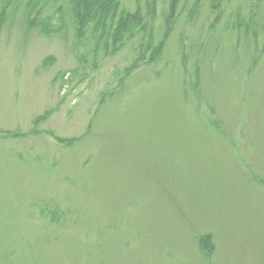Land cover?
Returning a JSON list of instances; mask_svg holds the SVG:
<instances>
[{
	"label": "rangeland",
	"instance_id": "rangeland-1",
	"mask_svg": "<svg viewBox=\"0 0 264 264\" xmlns=\"http://www.w3.org/2000/svg\"><path fill=\"white\" fill-rule=\"evenodd\" d=\"M67 1L0 27V264H264V0H174L169 32L155 0L136 64V40L95 57Z\"/></svg>",
	"mask_w": 264,
	"mask_h": 264
},
{
	"label": "trees",
	"instance_id": "trees-1",
	"mask_svg": "<svg viewBox=\"0 0 264 264\" xmlns=\"http://www.w3.org/2000/svg\"><path fill=\"white\" fill-rule=\"evenodd\" d=\"M1 1V0H0ZM23 0H2L0 4V27L6 15V9L9 4L17 6ZM43 0H28L25 3L24 13L26 16V24L28 27H34L37 23V11ZM138 1V0H136ZM69 10L72 12L74 27L76 29V37L83 44L92 46V54L97 57L99 52H103L107 56L108 51H117L125 42L136 40V46L133 49L135 54L134 64L139 62H151L160 52L161 43H156L154 38V24L157 15V6L155 0L147 2V5L142 11L137 5L130 12L122 7L120 0H68ZM170 11L167 17L164 18V31L170 30L172 23H169L174 14V0L169 2ZM58 19L62 18V11L59 7L56 11ZM254 23L247 27H256L262 25L264 33L263 21L259 22L264 16L261 7L256 5L253 9ZM263 15V16H262ZM258 21V22H257ZM42 35H55L60 33L61 29L47 19L39 26ZM163 32V36H164ZM167 34V33H166ZM165 34V35H166ZM167 36V35H166ZM3 136V135H2ZM53 136V135H52ZM55 137V136H53ZM57 141L65 142L58 137ZM73 139H67V142H72Z\"/></svg>",
	"mask_w": 264,
	"mask_h": 264
}]
</instances>
